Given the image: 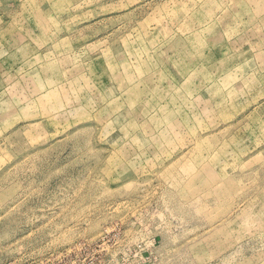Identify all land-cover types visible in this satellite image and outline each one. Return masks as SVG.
<instances>
[{
    "label": "rangeland",
    "instance_id": "rangeland-1",
    "mask_svg": "<svg viewBox=\"0 0 264 264\" xmlns=\"http://www.w3.org/2000/svg\"><path fill=\"white\" fill-rule=\"evenodd\" d=\"M0 264H264V0H0Z\"/></svg>",
    "mask_w": 264,
    "mask_h": 264
}]
</instances>
